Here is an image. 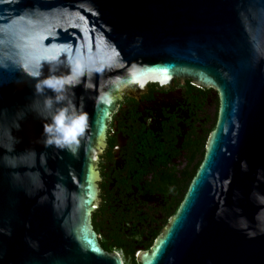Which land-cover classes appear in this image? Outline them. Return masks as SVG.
I'll use <instances>...</instances> for the list:
<instances>
[{
  "label": "water",
  "instance_id": "water-1",
  "mask_svg": "<svg viewBox=\"0 0 264 264\" xmlns=\"http://www.w3.org/2000/svg\"><path fill=\"white\" fill-rule=\"evenodd\" d=\"M175 79L217 122L139 264H264V0H0V264H124L92 226L108 124Z\"/></svg>",
  "mask_w": 264,
  "mask_h": 264
},
{
  "label": "flooded vegetation",
  "instance_id": "flooded-vegetation-1",
  "mask_svg": "<svg viewBox=\"0 0 264 264\" xmlns=\"http://www.w3.org/2000/svg\"><path fill=\"white\" fill-rule=\"evenodd\" d=\"M218 109L215 90L181 79L149 83L117 104L98 164L100 205L92 217L103 250L119 254L124 264L134 250L139 264V252L149 251L148 231L162 233L175 214V192H184L201 165Z\"/></svg>",
  "mask_w": 264,
  "mask_h": 264
},
{
  "label": "trees",
  "instance_id": "trees-1",
  "mask_svg": "<svg viewBox=\"0 0 264 264\" xmlns=\"http://www.w3.org/2000/svg\"><path fill=\"white\" fill-rule=\"evenodd\" d=\"M199 167H200V165H198L196 167V170H198ZM195 174L196 173L194 172L191 177L193 178L195 176ZM189 182H188V184H189ZM188 184L186 183L184 192H182V194L179 195L178 190L175 192V194H174V202H175V204H174L173 214L177 211L179 205L181 204V202H182V200H183V198H184V196H185V194L187 192V189H188L187 187H189ZM148 232H149V236H147L148 242H147L146 245H144V249H146V250H148V249H150L152 247L154 241L156 240V238L160 234V230L159 231H153V230H151V231H148ZM126 246H127V244H126ZM128 246L130 247L131 244L129 243ZM133 254H134V250L133 251H130V252H127L125 254L126 255V259H127V264H136V260H135V257H133Z\"/></svg>",
  "mask_w": 264,
  "mask_h": 264
},
{
  "label": "snow or ice",
  "instance_id": "snow-or-ice-1",
  "mask_svg": "<svg viewBox=\"0 0 264 264\" xmlns=\"http://www.w3.org/2000/svg\"><path fill=\"white\" fill-rule=\"evenodd\" d=\"M69 134H70V135H74V133H73V132H70Z\"/></svg>",
  "mask_w": 264,
  "mask_h": 264
},
{
  "label": "clouds",
  "instance_id": "clouds-1",
  "mask_svg": "<svg viewBox=\"0 0 264 264\" xmlns=\"http://www.w3.org/2000/svg\"><path fill=\"white\" fill-rule=\"evenodd\" d=\"M49 143H51V141H49Z\"/></svg>",
  "mask_w": 264,
  "mask_h": 264
}]
</instances>
